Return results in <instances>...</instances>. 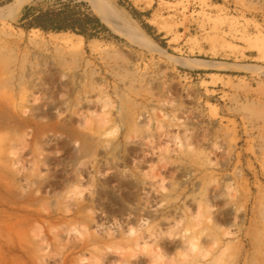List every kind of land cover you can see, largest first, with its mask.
I'll return each mask as SVG.
<instances>
[{"label": "rangeland", "instance_id": "obj_1", "mask_svg": "<svg viewBox=\"0 0 264 264\" xmlns=\"http://www.w3.org/2000/svg\"><path fill=\"white\" fill-rule=\"evenodd\" d=\"M19 1L0 264H264V0H76L97 39L27 29Z\"/></svg>", "mask_w": 264, "mask_h": 264}, {"label": "trees", "instance_id": "obj_2", "mask_svg": "<svg viewBox=\"0 0 264 264\" xmlns=\"http://www.w3.org/2000/svg\"><path fill=\"white\" fill-rule=\"evenodd\" d=\"M12 0H4L5 3ZM14 0L11 3H15ZM3 0H0L2 3ZM46 0L33 1L23 7L19 22L27 29H40L53 32H73L87 39L108 38L110 30L85 4L76 0H55L46 4ZM10 4V3H9ZM133 13L136 14L135 9Z\"/></svg>", "mask_w": 264, "mask_h": 264}, {"label": "bare ground", "instance_id": "obj_3", "mask_svg": "<svg viewBox=\"0 0 264 264\" xmlns=\"http://www.w3.org/2000/svg\"><path fill=\"white\" fill-rule=\"evenodd\" d=\"M27 0H20L19 2H18V4L17 5H23L25 2H26ZM104 2L102 1L101 2V4H102V6L106 9V11L108 12V14H111V11L109 10V8L107 7V6H105L104 4H103ZM5 7L6 6H4V7H0V16H4L6 13H5V11H4V9H5ZM140 40L139 41H141L144 45H146L147 47H149V48H151V49H162L161 47H159L156 43H154L152 40H150L149 38H148V36H146V34L145 33H143L140 37ZM66 44V43H65ZM67 45V44H66Z\"/></svg>", "mask_w": 264, "mask_h": 264}]
</instances>
